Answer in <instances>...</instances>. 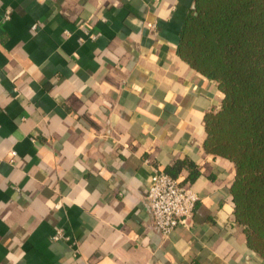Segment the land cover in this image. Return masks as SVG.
Segmentation results:
<instances>
[{
    "label": "crops",
    "instance_id": "crops-1",
    "mask_svg": "<svg viewBox=\"0 0 264 264\" xmlns=\"http://www.w3.org/2000/svg\"><path fill=\"white\" fill-rule=\"evenodd\" d=\"M193 1L0 0V264H264L204 148L222 92L177 52ZM184 159L200 198L163 236L150 177Z\"/></svg>",
    "mask_w": 264,
    "mask_h": 264
},
{
    "label": "trees",
    "instance_id": "trees-1",
    "mask_svg": "<svg viewBox=\"0 0 264 264\" xmlns=\"http://www.w3.org/2000/svg\"><path fill=\"white\" fill-rule=\"evenodd\" d=\"M177 52L222 92L220 107L204 117V148L233 162L234 219L264 260V0H194ZM183 166L189 181L200 174L189 159L166 172L176 177Z\"/></svg>",
    "mask_w": 264,
    "mask_h": 264
},
{
    "label": "built area",
    "instance_id": "built-area-1",
    "mask_svg": "<svg viewBox=\"0 0 264 264\" xmlns=\"http://www.w3.org/2000/svg\"><path fill=\"white\" fill-rule=\"evenodd\" d=\"M36 24L33 25V28ZM199 194L181 183L176 177L162 169H155L148 187V209L152 226L161 235L169 236L179 225H189L193 217ZM61 230L54 238H59Z\"/></svg>",
    "mask_w": 264,
    "mask_h": 264
}]
</instances>
